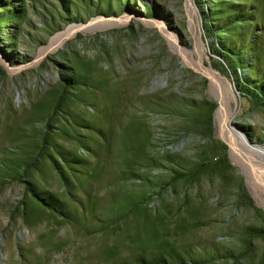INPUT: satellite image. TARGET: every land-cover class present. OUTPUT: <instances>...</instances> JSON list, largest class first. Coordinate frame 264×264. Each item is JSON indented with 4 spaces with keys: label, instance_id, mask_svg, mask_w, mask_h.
I'll use <instances>...</instances> for the list:
<instances>
[{
    "label": "rangeland",
    "instance_id": "rangeland-1",
    "mask_svg": "<svg viewBox=\"0 0 264 264\" xmlns=\"http://www.w3.org/2000/svg\"><path fill=\"white\" fill-rule=\"evenodd\" d=\"M95 18L122 24L33 64ZM159 26L228 81L236 128L264 146V0H0V264H264V207L208 80Z\"/></svg>",
    "mask_w": 264,
    "mask_h": 264
},
{
    "label": "bare ground",
    "instance_id": "bare-ground-1",
    "mask_svg": "<svg viewBox=\"0 0 264 264\" xmlns=\"http://www.w3.org/2000/svg\"><path fill=\"white\" fill-rule=\"evenodd\" d=\"M105 24L120 25L122 24V20L117 21L95 18L90 21L86 27L70 25L63 31L56 32L52 35L46 46L39 50L37 58L33 64L39 63L40 60L48 56L51 52L60 50L64 43L78 32L90 33L93 29H100L104 27ZM159 28L164 32V36L170 42L171 50L182 58L183 65L189 68L191 67L207 78L208 93L217 103V109L214 117L217 136L228 146L232 164L236 166L244 176L246 185L255 195L258 204L264 207V146L253 144L249 138L246 137V135L242 134L236 128L235 124L236 116L239 113V104L234 88L217 72L204 66L202 56L198 48L192 52H187L186 50L179 48L175 37L166 33V30L163 29L162 26H159ZM2 65L3 67H7L4 62H2ZM7 71L10 76H15L17 73L22 71V68L10 69L7 67ZM94 207L97 209H94V212L92 213L93 215L90 217L91 219L97 220L108 216L106 209L101 207V205ZM26 210V213H28V205ZM116 212L117 206L114 202L112 205V216H115ZM107 222H109V220ZM103 227V225L93 227L90 232H97Z\"/></svg>",
    "mask_w": 264,
    "mask_h": 264
}]
</instances>
